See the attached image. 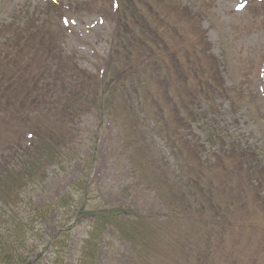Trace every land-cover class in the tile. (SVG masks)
Segmentation results:
<instances>
[{
    "label": "rangeland",
    "instance_id": "rangeland-1",
    "mask_svg": "<svg viewBox=\"0 0 264 264\" xmlns=\"http://www.w3.org/2000/svg\"><path fill=\"white\" fill-rule=\"evenodd\" d=\"M192 1L181 0L174 13L168 6L169 0L160 3L149 0L155 11L152 15L147 9L138 10V15L143 12L142 16L148 21L156 18L154 29L167 43L173 30L180 34L176 43L170 40L179 51L176 54L178 62L164 50L157 55L161 63H167L160 74L171 76L168 81L175 79L166 87L160 75L157 79H144L142 67L155 69L157 64L147 57L150 46L147 45L143 52L138 45L139 36L135 31L124 34L125 41H132L128 44L130 51L122 42H113L117 24L114 0H0V51L22 44L18 38L22 37L23 31L37 28L36 46L29 44V51L24 50L34 69L30 78H53L56 69L62 67L65 69L60 72L64 76L62 79L67 78L68 82L82 80L83 84L91 81L99 94L103 88L96 82L103 78L109 82L116 77L117 83L113 86L121 87L112 96L113 111L104 114L89 111L81 118L67 119L60 126L59 134L65 144L59 151L66 155L48 169L43 181L29 184L21 193L22 203L17 214L28 219L32 229L27 235L28 243L18 261L0 258V264H78L80 247L91 225L89 219L76 218L75 213L82 205L90 208L127 206L162 220L152 223L142 233V245L136 249L119 241L113 230L108 232L95 264H264V202L254 203L255 211L247 205L245 213L234 205L240 195L242 201L248 197L246 187L235 186L243 181L242 175L249 184L258 178L264 180V144L258 142L264 135V0H200L197 6ZM128 4L133 6L134 0H129ZM199 7L206 12L202 13ZM144 30L150 38L152 29ZM191 35L197 38V51L207 50V55H203L206 58L196 61L198 69L193 76L189 53ZM203 35L209 39L202 42ZM14 36L15 40L7 42ZM112 43L117 52V46L120 48L118 58H110ZM127 65L134 67L131 76L123 74ZM223 81L225 90L230 89L226 96L228 100L218 97L212 107L218 111L223 103L228 120H240L241 129L232 134L236 138L234 143L241 140L239 143L245 151L251 149L262 157V164L256 167L255 157L249 162L247 155L242 161L234 158L226 162L219 172L207 174L208 180L223 186L219 200L224 205V215L227 214L232 222L221 224L219 229L210 232L202 224L214 220L210 218L211 214L206 212L202 216L184 202L187 211L182 222L172 220L179 217L180 212H174L172 198H167V194L180 197L178 192H170L171 183L177 184L179 172L167 161L162 141L151 135V130L146 137L139 131L144 121L136 117L138 112L135 110L142 114L150 102L131 110L130 106L123 105L122 98L127 100L133 91L145 102L158 98L165 112L163 123L164 118L167 121L173 119L171 110L174 106L180 113L194 95L203 97L201 90L223 89ZM33 82L19 85L20 89L14 94L15 97L23 95L22 107L18 105L20 102L14 109L13 102L10 107L2 102L0 145L12 143L10 133L13 131L28 130L32 125L37 131L44 130L42 128L49 126L53 119L54 108L60 116L70 107L69 102L52 106L50 112L39 104L29 107L33 90L40 87ZM51 85L58 97L59 88L54 80ZM2 87L0 83V89ZM2 90L7 92L5 87ZM37 96L40 99V92ZM241 114L247 117L241 119ZM34 121H37L36 125ZM237 165L241 169L237 179L222 184ZM249 191L254 197L255 192ZM249 197L252 199L251 195ZM63 199L64 204L61 203ZM185 222L196 224L197 228ZM241 224L245 226L243 232ZM64 229L70 230V236L62 249L54 245L53 239Z\"/></svg>",
    "mask_w": 264,
    "mask_h": 264
},
{
    "label": "trees",
    "instance_id": "trees-1",
    "mask_svg": "<svg viewBox=\"0 0 264 264\" xmlns=\"http://www.w3.org/2000/svg\"><path fill=\"white\" fill-rule=\"evenodd\" d=\"M114 1L117 8V24L113 33V42H122L123 47L130 51L128 44L132 41H125L124 34L129 30L135 31L139 36L138 45L143 49V52L146 50V46L149 45L150 50L147 52V57L157 64L155 69H151L149 66L147 68L145 66L142 67L141 72L144 69V79H157L160 75L162 84L167 87L175 79L172 78L168 81V77L171 78V76L165 73L163 77L160 74V70L164 66H167V63L166 61L161 63L157 55H160L164 50L168 53V56H173V60L178 62L176 54L179 51L176 45L170 41L173 39L176 43L180 38L178 30H173V36L167 43L163 38H159L158 33L154 29L157 26L156 18H152L153 16H151L152 21H148L142 16L143 12L141 16L138 15L140 13V11L138 13L139 8L143 10L147 9L150 15L155 12L150 6L149 0H141L140 2L134 0L133 6L128 4L129 0ZM156 2L160 3L162 0H156ZM179 2L181 0H169L168 6L172 9L173 13L177 12ZM192 3L197 6L200 0H193ZM200 10L202 13L205 11L202 8ZM197 21L199 22V19ZM146 28L152 29L150 38L144 30ZM36 30V27H32V30L23 31L22 37L18 38L22 40V44H15L10 47V50L7 49L5 52L0 51V83L3 84L2 89L4 87L7 89V92L0 89V110L4 108L2 102L9 105V107L11 106L10 103L13 102V109L20 102L18 105L22 107L25 102L23 95H17L15 97L14 94L16 90L20 89L18 88L19 85L23 83L28 84L35 79L36 81L33 83L37 82L40 87L37 90H33V96L29 98L30 102H28V99L26 100L29 107L39 104L41 108L49 112L52 106L60 104L61 102H69L68 106L70 107L60 116H57L58 111L54 108V120L52 119L49 126L42 128L44 130L37 131L34 125H32L28 130H21L20 132L13 131L10 133L12 143H6V145L3 143L0 145V230L3 232V235L0 236V258L9 262L18 261L28 243L27 235L32 233L28 219L21 218L17 214V208L22 203V191L29 184L43 181L48 169L61 160L63 155H66L59 151L61 145L65 144V142L62 143L61 135L59 134L60 126L66 123L67 119L72 121L81 118L84 113L89 111H96L99 114L113 111L114 100L112 96H115L121 88L120 86H117V88L113 86L114 82L117 83L116 77L113 79L115 81L111 80L109 82H105L103 78L102 81L97 80L96 82L97 86L103 88L102 93L99 94V92L97 93L95 91L93 82L91 83V81L83 84L82 80L68 82L67 78L62 79L64 76L60 72L65 70L62 67L56 69V75L53 78H39L38 76L30 78V74L34 73V69L29 59L26 58L24 50L29 51V44L36 46ZM205 35L202 36V42L205 39H209ZM15 38L16 36L7 42H11ZM189 40L190 69L193 76L198 69L195 66L196 61H199L201 57L206 58L203 55H207V50L197 51L198 41L196 37L191 35ZM117 50L120 52L118 46ZM118 52L112 43L110 58H118ZM210 56L219 64L213 55L210 54ZM130 66L132 65H127V70L123 73L126 76L132 75L134 67L131 68ZM205 66L206 63H204ZM36 73H39V70H36ZM180 73H178V76ZM53 80L55 86L59 88L57 92L58 97L53 93L51 85V81ZM223 85V89L222 87L220 89L213 88L211 92L201 90L203 97L194 95L192 101L190 100L188 104L183 105L180 113L174 106L171 110V117L173 119L167 121L164 118L163 123L161 121L163 120L165 112L162 110L163 106H161L158 98L153 97L151 101L145 102L144 99L136 96V92L134 91L132 94L130 93L127 100L126 97L122 98L123 105L130 106L131 110L135 106L142 107V104L147 106V103L150 102L148 108H143L142 114H140L138 109L135 110L138 112L136 113V117L139 120L142 118L144 121L139 131L142 136L146 137L147 132L151 130V135L157 136L162 141V151L166 154L167 161L179 172L177 184L173 186V183H171L170 192H178L180 197H176L170 193L167 194V198H172L170 202L173 204L172 209L174 212H180L179 217H175L172 220L182 222L183 214L187 211V207L183 205L184 202L191 208H196L198 210L197 212H200L202 216L206 212L211 214L210 218L214 220L208 221L209 225L202 224L210 232L212 229H219L221 224H231L232 222L230 218H227V214L224 215V205L219 200L220 194L223 193V186L221 183L215 185L216 182L208 180L207 174L210 172H219L220 166H223L226 162L233 161L234 158L242 161L247 155H249L247 159L249 162H251V157H255L254 164L256 167H260L262 164V157L256 152L254 154L251 149H249L250 151H245L242 148L241 143H239L241 141L240 138L238 144L234 143L236 138L232 134L241 129L240 120L235 119L236 121H229L228 115L223 108V103L218 111L212 107V103L217 101L218 97L228 100L226 96H228L230 89L225 90L224 81ZM38 92H40V99L37 96ZM234 111L236 113L237 110ZM229 113L231 116L233 115V113ZM114 116L116 117L115 114ZM241 116V119L247 117L246 114H241ZM35 123L37 121H34ZM161 130H164V133ZM258 142L264 144V135H261ZM131 144L132 142L129 143V146ZM240 165L243 164L240 163ZM240 165L231 169L230 174H228L229 179H226L222 184L231 181L233 178L237 179V175L241 171ZM242 180L241 184L237 182L235 186L246 187L247 193L245 195H248V197H245V200L242 201V196L240 195V198L235 200L234 205L239 207L244 213L247 212V205L255 211L254 203L264 202V180L258 178L253 184H249V182L247 183L243 179V175ZM249 190L255 192L254 197L253 193ZM258 190L259 192H256ZM249 195L252 196V199H250ZM253 199L256 200L248 203ZM64 201V199L61 200V203L64 204ZM262 212H264V209ZM75 214L78 220L89 219L91 221V225L80 247L78 264H95L99 248L104 245L108 232L113 230L119 241L126 242L130 244V247L136 249V247L142 245V233L152 223L155 224L156 221H162L155 219L150 214L135 211L126 206L90 208L82 205ZM185 223L197 228L195 226L196 224H192L191 222ZM241 228L243 232L245 229L244 224H241ZM222 229L224 231L226 230L223 227ZM60 236L58 238L53 237V242L56 247L62 248L68 241L70 230H61Z\"/></svg>",
    "mask_w": 264,
    "mask_h": 264
}]
</instances>
